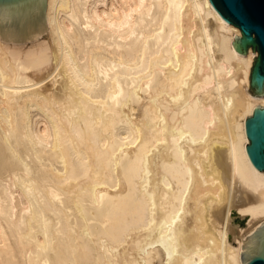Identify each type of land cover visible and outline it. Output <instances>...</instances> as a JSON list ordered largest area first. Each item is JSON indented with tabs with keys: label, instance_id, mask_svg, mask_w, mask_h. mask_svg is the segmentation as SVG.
Returning <instances> with one entry per match:
<instances>
[{
	"label": "bare ground",
	"instance_id": "bare-ground-1",
	"mask_svg": "<svg viewBox=\"0 0 264 264\" xmlns=\"http://www.w3.org/2000/svg\"><path fill=\"white\" fill-rule=\"evenodd\" d=\"M0 40V264H242L264 222L253 57L209 0H46Z\"/></svg>",
	"mask_w": 264,
	"mask_h": 264
},
{
	"label": "water",
	"instance_id": "water-1",
	"mask_svg": "<svg viewBox=\"0 0 264 264\" xmlns=\"http://www.w3.org/2000/svg\"><path fill=\"white\" fill-rule=\"evenodd\" d=\"M218 15L237 27L233 48L245 55L250 47L253 57L249 88L254 97L263 96L264 83V0H209ZM46 0H0V40L23 43L34 40L48 30ZM245 132L249 141L246 152L254 167L264 172V107L257 106L246 117ZM242 264H264V222L242 240Z\"/></svg>",
	"mask_w": 264,
	"mask_h": 264
},
{
	"label": "rangeland",
	"instance_id": "rangeland-1",
	"mask_svg": "<svg viewBox=\"0 0 264 264\" xmlns=\"http://www.w3.org/2000/svg\"><path fill=\"white\" fill-rule=\"evenodd\" d=\"M233 43H234V42H233ZM248 49H251V48L249 47ZM248 49H247V50H248ZM254 53H256V57H257V52H256V51H254Z\"/></svg>",
	"mask_w": 264,
	"mask_h": 264
}]
</instances>
